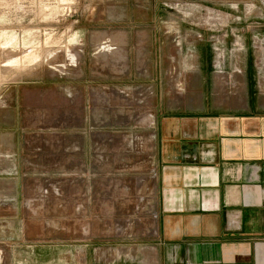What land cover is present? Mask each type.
<instances>
[{
	"label": "rangeland",
	"instance_id": "obj_1",
	"mask_svg": "<svg viewBox=\"0 0 264 264\" xmlns=\"http://www.w3.org/2000/svg\"><path fill=\"white\" fill-rule=\"evenodd\" d=\"M188 57H226L217 67H249L264 88V0H0V264H116L134 252L154 211L149 160L113 142L59 159L43 139L86 113L94 133L108 122L128 151H148V124L123 118L150 112L158 84L177 92ZM117 89L151 98L126 105Z\"/></svg>",
	"mask_w": 264,
	"mask_h": 264
},
{
	"label": "crops",
	"instance_id": "obj_2",
	"mask_svg": "<svg viewBox=\"0 0 264 264\" xmlns=\"http://www.w3.org/2000/svg\"><path fill=\"white\" fill-rule=\"evenodd\" d=\"M188 59L192 66L177 92H171L169 81V90L155 86L153 98L150 91L122 89L131 92V99L129 93L115 91L129 100L126 105L149 102L141 96L152 99L145 108L154 122L144 126L149 136L142 137L148 151H128L127 138L114 139L103 130L108 122L100 121L94 133L86 113L81 120H59L58 136L43 140L57 146L59 159L67 158L63 153L71 159V147L80 155L74 159H91L95 145L103 149L113 142L122 157L151 163L144 183L153 185L154 211L142 221L146 238L116 264H264V88L249 67L242 72L217 67L215 63L226 64V57ZM100 77L92 74L91 79ZM91 98L85 88V110ZM134 117L137 122L139 116ZM126 222L121 224L128 226Z\"/></svg>",
	"mask_w": 264,
	"mask_h": 264
},
{
	"label": "bare ground",
	"instance_id": "obj_3",
	"mask_svg": "<svg viewBox=\"0 0 264 264\" xmlns=\"http://www.w3.org/2000/svg\"><path fill=\"white\" fill-rule=\"evenodd\" d=\"M76 70V69H75ZM114 91H116V90H114ZM118 92H119V94H120V92L121 93H125V94H127V93H129L130 94V92H127V91H124V90H121V89H118L117 90ZM180 94V93H179ZM181 96V95H180ZM178 99H179V97H178ZM139 111H141V109H136V114L139 112ZM139 116V121H140V123H144V124H153V122H154V118H153V114L152 113H150V112H147V113H145V114H143V115H138ZM141 116V117H140ZM124 117V116H123ZM134 117V114H130V113H127L126 114V120L128 121V120H130L131 118H133ZM120 119V118H119ZM122 119V118H121ZM126 121V122H127ZM138 121V122H139Z\"/></svg>",
	"mask_w": 264,
	"mask_h": 264
}]
</instances>
